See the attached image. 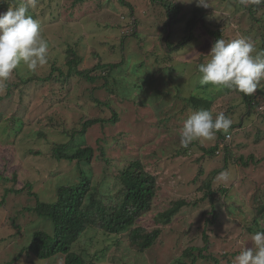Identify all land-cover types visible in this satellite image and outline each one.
Masks as SVG:
<instances>
[{
	"label": "rangeland",
	"instance_id": "obj_1",
	"mask_svg": "<svg viewBox=\"0 0 264 264\" xmlns=\"http://www.w3.org/2000/svg\"><path fill=\"white\" fill-rule=\"evenodd\" d=\"M128 1L133 5L121 0H46V3L37 0L34 9L48 43V61L35 73L21 64L5 86L0 87V174L3 175L0 264H64L62 254L47 259L27 255L25 251L18 255L30 244L37 229L51 237L54 232L53 221L35 213L37 198L28 191L32 189L42 201L55 202L59 185L74 183L79 176L76 161H57L51 154L53 142L69 141V136H63L60 129L79 126L90 115L109 120L114 113L118 117L115 123L95 125L85 137L86 144L94 148V183H100L102 192H115L120 184L117 180L120 170L130 161L140 159L146 170L157 176L161 186L152 209L136 222V226L148 230L156 226L159 213L173 202L185 199L190 203L170 224L162 225L161 237L144 253L129 247V231L107 235L93 227L74 244L77 251L90 260L91 253L106 248L99 253L96 264H183L192 260L183 257L188 247L204 245V229L210 243L205 253L222 258V264H228L229 260L233 264L240 251L252 246V234L244 226L251 219L256 188L264 183V80L253 94L255 106L250 109L239 91L201 84L198 66L210 58L207 54L214 44L211 30L219 31L226 41L243 37L257 51L264 50V5L209 0L210 6L204 8L197 6L195 0L192 3L178 0L181 21L170 27L165 25L168 17L164 5L151 0ZM195 7L209 12L194 26V37L187 39L181 48L166 51L162 47L164 40L175 44L188 37L186 22ZM4 12L0 9V13ZM137 20V24L143 20V26L139 27L144 30L134 37ZM69 45L77 48L84 59L81 68H90L98 58L104 62H122L109 75L108 87H103L104 80L97 81L101 88L95 95L105 105L97 104L83 93L77 76L66 87L40 80L20 82L21 78L47 76L53 67L69 72L65 58ZM55 71L57 77L60 71ZM190 95L212 98L211 112L224 113L235 126L214 155L198 162L202 147L215 146L219 133L212 139L195 140L185 147V155L177 154L183 147L179 132L193 112L184 107ZM109 102L111 107L106 106ZM57 122L62 123L59 130L55 128ZM200 164L205 168L202 177L211 170L224 168L214 179V186L231 187L217 195L216 222L206 221L213 218L210 211L214 207L208 199H201L203 193L197 191L199 182H193ZM232 177L236 178L234 184L230 183ZM12 188L23 191L6 192ZM195 201L198 203L194 206ZM224 254L227 257L223 258ZM196 264L212 262L199 259Z\"/></svg>",
	"mask_w": 264,
	"mask_h": 264
},
{
	"label": "trees",
	"instance_id": "obj_2",
	"mask_svg": "<svg viewBox=\"0 0 264 264\" xmlns=\"http://www.w3.org/2000/svg\"><path fill=\"white\" fill-rule=\"evenodd\" d=\"M46 0H43L45 2ZM83 1V0H75ZM154 3L164 5L167 13L166 26H173L181 21V5L178 0H151ZM20 0H3L0 2V9L7 11L9 7H16ZM124 4L133 5L128 0H121ZM46 3V2H45ZM50 5V4H49ZM209 11L204 10L202 7H195L193 15L187 20L186 28L187 33L183 41L173 44L170 40H164V46L166 51L173 49H179L186 42L187 39L193 38L192 32L194 26L199 21L204 20ZM35 19L38 14L34 8L29 9V13ZM264 16V15H263ZM124 17V16H123ZM134 18V17H133ZM136 20V18H134ZM135 22L136 30L135 36L142 33L144 29H140L139 26H143V20ZM127 25V24H126ZM145 32V31H144ZM214 37V42L221 38L219 31H209ZM168 36H170L167 33ZM165 39V36L162 38ZM163 41V40H162ZM264 47V39L263 45ZM261 46V47H262ZM65 58L68 59L69 72L61 70V68L53 67L51 72L47 76H35V78L28 77L26 79L21 78V83H28L32 80H40L44 83L51 84L53 82L59 83L63 87L69 84L70 79L77 76V81L83 88V93H87L90 100L96 102L99 105H105L100 98H97L95 92L101 88L97 85V81L104 80L105 86H109V75L113 72V69H117L121 66L122 62H104L103 59L98 58V62L93 64L90 68H81V64L84 59L79 53V50L72 45H69ZM55 70H59L60 73L55 77ZM68 82V83H65ZM116 89V88H115ZM113 89V90H115ZM119 89H117L118 91ZM88 91V92H87ZM120 93L121 90H119ZM241 93V92H240ZM247 106L251 109L255 104V95L243 94ZM202 95H190L186 98L187 104L184 106L188 110L195 111V109H207L212 111L211 106L214 100L207 99ZM87 99V98H86ZM110 101V100H109ZM106 106L111 107L109 102ZM115 112V110H113ZM118 120L115 115L111 119H106L100 115H90L85 120L80 121L79 126L73 127L70 130L66 127L60 129V133L63 136H69V141H55L52 144L51 154L57 161H76L79 165V176L74 183L60 184L57 189V199L55 202L42 201L39 199L38 194L32 192L30 189L29 194L36 196L37 204L34 207L35 213L39 217H48L53 221L54 232L51 237L49 233L44 230L37 229L33 235L30 244L20 252H27V255H34L40 259H47L62 254L64 256V264H96L99 260L100 252H103L106 248L91 253L92 258L88 260L82 251H77L73 246L89 227L96 228L97 231H102L107 235L121 234L125 231H129V247L136 250L139 253H144L152 246H154L163 232L162 225L170 224L173 221V217L180 212V210L188 205L190 202L185 199L177 200L173 202L172 206L160 212L156 218L157 224L152 230H148L145 226L138 225L136 222L143 215L148 213L152 209L154 198L157 195V191L161 188L158 184L157 176L146 170L140 159L130 161L127 166L120 170L118 174V187L116 191L102 192L100 183H94L92 172V161L94 158V148L89 144H86L87 134L95 127V125L105 126V123L112 121L113 123ZM16 124V123H15ZM61 122L56 123V129L59 130ZM21 125V124H19ZM231 127H235L232 126ZM21 129V128H20ZM219 133V140L217 144L211 148L202 147L203 154L196 159L199 160L205 158L207 155H214L220 146V140L226 137L223 132ZM66 134V135H65ZM79 135V136H76ZM189 144L188 146H190ZM102 154H105V149H101ZM33 152V151H32ZM41 153V152H34ZM187 148L182 147L178 150L177 154L185 155ZM176 156V154L174 155ZM254 158V156H252ZM105 160H108L105 156ZM84 166H87L86 169ZM211 170L206 177H202L205 174V168L202 164L199 165L197 174L193 178V182L198 183L197 191L203 193L202 200L208 199L214 209L210 212L213 214V218L207 222H216L218 212L216 210L215 200L219 193H223V189L226 186L220 185L214 186V179L221 170ZM3 175L0 174V179ZM15 178V177H14ZM5 179H8L6 177ZM236 178L232 177L230 181L234 184ZM29 187L31 186L28 184ZM225 189H231L225 188ZM256 192L253 195V207L251 219L248 220L244 226L250 234H254L257 231H264V183L257 186ZM14 191L20 193L23 189H6V192ZM6 193V194H7ZM228 194V193H227ZM198 201L192 203L197 205ZM203 237L205 242L203 246L188 247L184 251L183 257L191 258V261H182L183 264H196L199 259L209 260L212 264H222V258L217 257L213 253H205L209 248L208 234L206 230L203 231ZM85 252V251H84ZM197 252V253H196ZM104 254V253H103ZM222 257H227L226 254ZM232 260L228 261L231 264Z\"/></svg>",
	"mask_w": 264,
	"mask_h": 264
},
{
	"label": "clouds",
	"instance_id": "obj_3",
	"mask_svg": "<svg viewBox=\"0 0 264 264\" xmlns=\"http://www.w3.org/2000/svg\"><path fill=\"white\" fill-rule=\"evenodd\" d=\"M3 2V0H0ZM192 3L193 0H179ZM197 6L207 8L209 0H195ZM248 6L264 5V0H240ZM37 6V0H20L16 7L0 13V87L5 86L14 71L23 64L35 73L48 61V43L43 38V29L38 19L28 14ZM209 59L198 66L201 84L235 89L245 95H253L264 80V50L257 51L246 38L230 41L217 39ZM232 120L224 113L213 114L210 110L193 111L179 132L180 145L188 147L195 140L212 139L217 132L226 137ZM231 135V134H230ZM221 175L226 177V174ZM252 246L245 247L235 257L233 264H264V231H257L251 237Z\"/></svg>",
	"mask_w": 264,
	"mask_h": 264
},
{
	"label": "built area",
	"instance_id": "obj_4",
	"mask_svg": "<svg viewBox=\"0 0 264 264\" xmlns=\"http://www.w3.org/2000/svg\"><path fill=\"white\" fill-rule=\"evenodd\" d=\"M230 136H231V135H230V134H228V135H227V138H229Z\"/></svg>",
	"mask_w": 264,
	"mask_h": 264
}]
</instances>
